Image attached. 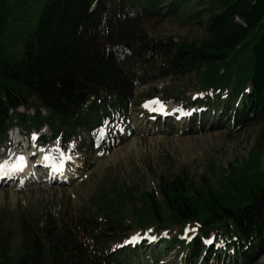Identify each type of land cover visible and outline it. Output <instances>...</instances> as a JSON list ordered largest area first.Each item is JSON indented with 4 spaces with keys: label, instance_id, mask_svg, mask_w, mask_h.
<instances>
[{
    "label": "trees",
    "instance_id": "1",
    "mask_svg": "<svg viewBox=\"0 0 264 264\" xmlns=\"http://www.w3.org/2000/svg\"><path fill=\"white\" fill-rule=\"evenodd\" d=\"M165 11L200 18L204 37L151 40L141 23ZM192 73L203 86L195 103L223 106L239 125H261L264 147V0H0V142L15 125L48 124L53 137L91 129L112 109L127 110L137 86ZM259 145L224 177L226 189L161 179V198L145 194L144 213L130 219L115 211L124 210L115 192L77 220L20 219L17 244L0 222V264H129L133 252L122 244L132 234L163 231L173 245L193 228L200 239L238 247L236 264H245L264 249ZM199 248L194 239L191 250Z\"/></svg>",
    "mask_w": 264,
    "mask_h": 264
},
{
    "label": "rangeland",
    "instance_id": "2",
    "mask_svg": "<svg viewBox=\"0 0 264 264\" xmlns=\"http://www.w3.org/2000/svg\"><path fill=\"white\" fill-rule=\"evenodd\" d=\"M173 1L175 0H167L170 3ZM163 15L164 17L149 18L141 23L151 40L167 42L173 39L174 42L181 43L186 40L198 41L204 37L200 18L192 17L189 13L175 16L169 14V11L163 12ZM202 87L195 73L137 86L127 113L113 118L111 122L105 121L100 129L77 128L70 136H60L62 148L59 141L53 142L48 124L35 131L25 125L10 129L0 145V164H17L20 157L24 158V164L21 171L14 173L20 179L16 185L5 187L0 184V222L12 229L14 244L19 241L20 219L31 220L49 213L69 221L77 220L83 214L97 211L100 201L115 192H120L124 203V210L115 209L120 215H127L130 219L137 212L144 213L140 211L142 197L153 193L160 199L161 179L174 180L181 177L196 185L210 181L215 189L222 191L226 189L224 177L228 172L242 168L248 162L251 151L259 144V169L264 172L261 125L238 126L228 117L218 121L212 112L207 118L201 116L202 110L197 106L184 108L178 100L185 96L199 97ZM161 104L163 108L160 107ZM18 111L33 114L23 108ZM154 111L159 114L150 117ZM196 111L198 115L194 114ZM45 114L43 111V115ZM33 139H37L34 148ZM28 141H31V145H28ZM17 142H21L19 147ZM30 146L31 151H28ZM49 148L53 152L46 153L44 163H49L51 158L59 162L61 156H66L65 168L71 163L68 171L70 181H54L44 173L24 177L29 174L26 170L28 164L33 162H28L30 155H36L34 161L38 162L39 151L45 153ZM14 150L16 152L9 162L8 156ZM53 168L56 170L55 166ZM36 170L38 169L34 171L37 172ZM50 173L53 177L59 175L57 171L50 170ZM128 193H132L133 197L125 196ZM195 231L193 228L189 233L194 234ZM162 235L158 237L159 240H162ZM141 237L139 232L134 233L130 242L135 243ZM191 238L188 237L187 242ZM185 245L168 247V250L160 245L154 246L156 258L154 261L150 260L154 264H190V249ZM142 251L144 253L147 250L142 248ZM138 252L141 256V251ZM256 252L250 264H264V250ZM145 260L148 261L149 258L144 257V262ZM151 261L144 263L141 260L144 264H151ZM216 262L219 263L218 260ZM219 264L223 262L220 261ZM226 264L236 263L229 259Z\"/></svg>",
    "mask_w": 264,
    "mask_h": 264
},
{
    "label": "bare ground",
    "instance_id": "3",
    "mask_svg": "<svg viewBox=\"0 0 264 264\" xmlns=\"http://www.w3.org/2000/svg\"><path fill=\"white\" fill-rule=\"evenodd\" d=\"M36 142H37V139H33V148L35 147L36 145ZM19 145V144H18ZM52 148H49L47 149V151L45 153H42L41 151H39V161H38V164H43L44 163V159H45V156H46V153L50 154L52 153ZM51 156V155H50ZM72 158V157H71ZM65 160H66V156H61V158L59 159V162H55V160H53L52 158L50 159V162L49 163H44L45 166H48L49 164V169L52 170L53 172H58L59 174V177L60 178H67V171H66V168H65ZM37 164V166H39ZM56 167V170L52 167ZM23 169V168H22ZM64 172V173H62Z\"/></svg>",
    "mask_w": 264,
    "mask_h": 264
},
{
    "label": "snow or ice",
    "instance_id": "4",
    "mask_svg": "<svg viewBox=\"0 0 264 264\" xmlns=\"http://www.w3.org/2000/svg\"><path fill=\"white\" fill-rule=\"evenodd\" d=\"M155 103L159 104V101H156ZM160 107L163 108V105L161 104ZM19 161V163L14 165H10L7 162L0 164V178L11 177L17 171H21L24 164V158L20 157Z\"/></svg>",
    "mask_w": 264,
    "mask_h": 264
}]
</instances>
